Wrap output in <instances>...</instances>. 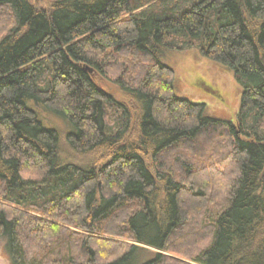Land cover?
<instances>
[{
  "label": "trees",
  "instance_id": "trees-1",
  "mask_svg": "<svg viewBox=\"0 0 264 264\" xmlns=\"http://www.w3.org/2000/svg\"><path fill=\"white\" fill-rule=\"evenodd\" d=\"M192 48L233 122L176 93ZM0 237L11 264H264V0H0Z\"/></svg>",
  "mask_w": 264,
  "mask_h": 264
},
{
  "label": "rangeland",
  "instance_id": "rangeland-1",
  "mask_svg": "<svg viewBox=\"0 0 264 264\" xmlns=\"http://www.w3.org/2000/svg\"><path fill=\"white\" fill-rule=\"evenodd\" d=\"M31 1L40 6H48L50 2V0ZM163 60L174 70L175 91L179 96L205 104V114L210 117L230 122L236 119L242 86L235 79L233 70L207 58L194 48L173 50L167 53ZM95 77L103 87L109 89L118 98L124 97L118 85L111 78L99 74H96ZM41 116L46 126L55 127L64 135L70 131L66 120L57 114L43 111ZM212 186L214 187V185ZM73 229L76 228L73 227ZM122 240L124 241V239ZM165 253L189 261L181 254L170 251ZM0 264H11L10 256L5 250L4 240L1 237Z\"/></svg>",
  "mask_w": 264,
  "mask_h": 264
}]
</instances>
